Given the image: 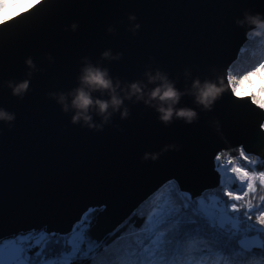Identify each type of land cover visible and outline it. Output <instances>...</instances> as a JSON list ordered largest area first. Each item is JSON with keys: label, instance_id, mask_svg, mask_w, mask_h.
Segmentation results:
<instances>
[{"label": "water", "instance_id": "1", "mask_svg": "<svg viewBox=\"0 0 264 264\" xmlns=\"http://www.w3.org/2000/svg\"><path fill=\"white\" fill-rule=\"evenodd\" d=\"M263 10L264 0H46L0 28V110L14 115L0 120V238L68 233L99 207L89 235L102 240L166 181L193 196L215 188L217 152L244 145L264 157V114L220 83L254 27L238 21L264 18ZM88 64L106 69L123 98L106 120L90 109L91 128L72 123L68 95ZM157 72L182 93L175 107L196 112L191 123L162 122L158 102L145 103L161 83H149ZM195 80L223 89L208 108L196 102ZM23 81L28 89L14 95ZM134 82L143 98H125ZM91 96L110 99L108 91Z\"/></svg>", "mask_w": 264, "mask_h": 264}, {"label": "snow or ice", "instance_id": "2", "mask_svg": "<svg viewBox=\"0 0 264 264\" xmlns=\"http://www.w3.org/2000/svg\"><path fill=\"white\" fill-rule=\"evenodd\" d=\"M8 2L15 6L21 0H0V28L46 0H22L28 7L5 18ZM249 33L245 44L256 38L264 43ZM244 51L241 46L236 61ZM236 61L225 69L220 83L226 81L233 97L250 100L264 114V99L254 91L241 93L245 81L254 87L251 78L264 76V57L239 72L233 69ZM262 134L264 121L258 125ZM213 165L219 176L215 188L193 196L175 180L166 181L102 240L89 235L97 210L92 208L68 233L32 229L0 238V264H211L214 257L221 258L219 264H264V157L239 145L238 155L217 152ZM133 217L142 223L137 226Z\"/></svg>", "mask_w": 264, "mask_h": 264}, {"label": "clouds", "instance_id": "3", "mask_svg": "<svg viewBox=\"0 0 264 264\" xmlns=\"http://www.w3.org/2000/svg\"><path fill=\"white\" fill-rule=\"evenodd\" d=\"M247 22L254 27L250 30V35L264 38V19L260 18V15L245 16V21H238V23ZM138 27V26H137ZM104 57L110 55L109 52L103 53ZM31 65V61L27 62ZM149 83L155 82L157 79L161 81L159 85L151 89L147 93L149 99L145 103L151 101H157V111L160 113L159 119L162 122L168 123L173 117L184 119L187 123H191L196 118V112L191 108H176L175 105L179 103L182 93L178 91L171 82L168 81L167 77L157 72L156 76L148 74ZM81 86L76 88L73 92L68 95L72 96L71 108L75 111L72 116V123H77L81 120L84 121L90 128L97 127L91 123L92 116L89 115V111L95 108L99 115L104 116L105 120L108 118L109 108L116 111L123 104V98L116 92V88L119 87L117 84L113 86L111 78H109L107 70H101L99 67H94L91 64L86 65L81 70L79 77ZM12 87L11 83L9 84ZM194 89V95L196 102L208 108L216 97L223 90L221 87H217L216 84L205 82L201 85L199 80H195L192 85ZM28 89V81H23L15 87H13V94L20 95ZM87 89V91L85 90ZM108 91L110 99H93L91 96L92 91ZM138 95V99L143 98L145 95L144 89L141 87L140 82H134L129 85V92L125 98H131L132 95ZM65 96L61 94L58 102L63 105L64 111H68L69 105L65 103ZM166 105V106H165ZM127 115V110L122 113V117ZM14 119L13 114H9L4 110H0V120L12 121ZM156 159L158 154H145V159L149 158Z\"/></svg>", "mask_w": 264, "mask_h": 264}, {"label": "trees", "instance_id": "4", "mask_svg": "<svg viewBox=\"0 0 264 264\" xmlns=\"http://www.w3.org/2000/svg\"><path fill=\"white\" fill-rule=\"evenodd\" d=\"M247 40V39H246ZM259 38H256V41H248L247 44H243V46L245 47V51L244 53H242L240 55V59L238 61H236V63L233 65V69L234 71H244V70H247L248 68H250L252 65L256 64L257 61L264 57V43H259ZM264 71V70H262ZM256 76V80H257V86L253 89L254 92L256 93L257 95V98L258 97H261L262 95V92H261V88H262V85H264V76L260 75V74H257L255 75ZM248 83L249 81H245L244 84L242 85L241 87V93H244V87H248ZM249 88V87H248ZM251 90L250 88L248 89V92L249 91H253ZM198 196V195H197ZM247 199V198H246ZM99 207H94L92 209H97L96 211L93 212L92 214V224H94L95 220H96V217H97V214L99 212ZM130 216V215H129ZM128 216V217H129ZM127 217V218H128ZM133 221L134 223L139 226L142 221L133 217ZM115 229V228H114ZM113 229V230H114ZM113 230H111L110 232H112ZM108 232L104 237L103 239L110 233ZM117 235H119V233H117ZM220 257H214L212 258V262L211 264H219V261H220ZM85 264H87V262H85ZM225 264H228L227 261H225ZM236 264H240V261H237ZM249 264H253V262H249Z\"/></svg>", "mask_w": 264, "mask_h": 264}, {"label": "rangeland", "instance_id": "5", "mask_svg": "<svg viewBox=\"0 0 264 264\" xmlns=\"http://www.w3.org/2000/svg\"><path fill=\"white\" fill-rule=\"evenodd\" d=\"M27 7H28V5L27 4H24L22 2V0H21L20 3L16 4L15 6L11 2H8V3L5 4V10L3 12V16L6 17V16L14 13L15 11H22L23 9H25ZM256 79H257L256 76H253L251 78V80L254 82V85H255L254 87H253L252 83H250V82L248 83V87L251 90H253L257 86V83H256L257 80ZM248 87L246 86V87L243 88L245 90L244 91V94L248 92V89H249ZM258 98L264 99V94H262L261 97H258Z\"/></svg>", "mask_w": 264, "mask_h": 264}, {"label": "bare ground", "instance_id": "6", "mask_svg": "<svg viewBox=\"0 0 264 264\" xmlns=\"http://www.w3.org/2000/svg\"><path fill=\"white\" fill-rule=\"evenodd\" d=\"M264 15V10L261 12V16ZM227 151H230L232 155H238V147L237 148H232ZM215 170V169H214Z\"/></svg>", "mask_w": 264, "mask_h": 264}]
</instances>
